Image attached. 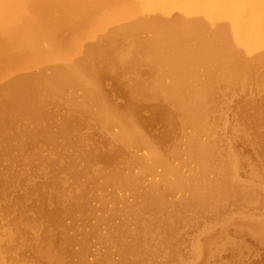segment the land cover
Listing matches in <instances>:
<instances>
[{"label": "rangeland", "instance_id": "rangeland-1", "mask_svg": "<svg viewBox=\"0 0 264 264\" xmlns=\"http://www.w3.org/2000/svg\"><path fill=\"white\" fill-rule=\"evenodd\" d=\"M115 1L96 14L103 22L60 32L72 48L34 64L0 62L5 264H264V47L249 53L234 44L248 63L240 76L229 66L209 79L196 66L191 86L204 87L203 101L188 118L150 93L172 79L156 78L137 41L178 20L206 31L229 21ZM135 23L147 26L132 33ZM57 69L83 71L98 101L59 80ZM16 93L20 107L9 102Z\"/></svg>", "mask_w": 264, "mask_h": 264}, {"label": "bare ground", "instance_id": "bare-ground-1", "mask_svg": "<svg viewBox=\"0 0 264 264\" xmlns=\"http://www.w3.org/2000/svg\"><path fill=\"white\" fill-rule=\"evenodd\" d=\"M135 5L131 0H124L125 7H140L152 10L166 11L171 5H176L187 13L211 12L212 17L226 18L229 28L221 26L218 31L204 30L202 22L187 23L178 20L174 25L163 26L156 32L153 40H138L140 47H146L143 60L155 68L156 78L170 75L169 85H159V80L149 86L150 93L168 97L174 101L178 109L186 117L196 115L200 111L204 87L192 89L191 82L196 76L195 67L203 68V73L215 76V70L222 74L229 66L234 75L240 76L244 71L242 64L247 66L234 49L241 45L246 52L264 47V0H141ZM115 0H0V62L6 66L34 64L42 58L51 57L57 49L72 48L73 41L60 39V32L68 30L76 32L81 23L84 26L101 23L96 14L103 6H113ZM129 10L115 13L112 19H121ZM145 24L138 23L129 27L132 33L143 29ZM123 31L122 33H124ZM203 32L205 34H203ZM232 34L233 39L229 38ZM189 35L196 44L192 50L186 49L189 42L184 35ZM46 45V46H45ZM68 47V48H67ZM219 57H231V63L217 60ZM264 62V55L259 57ZM215 62L216 65L212 63ZM168 67L165 72L162 67ZM214 68V69H213ZM154 72V73H155ZM56 76L66 79L70 84L83 87L89 99L98 101L95 86L83 79V71L79 69H57ZM32 79L14 83L19 89ZM190 81V82H189ZM210 80L205 83L208 86ZM55 81H49L46 86L51 88ZM211 89L212 86H209ZM153 91V92H152ZM181 92H187L184 96ZM11 106L25 104L20 94L11 96ZM206 96H204L205 100ZM96 117L103 121L107 118L105 111H98ZM129 137V135H128ZM127 137V138H128ZM129 138H132L130 136ZM159 161V160H158ZM1 235V234H0ZM7 239L0 236V264H5Z\"/></svg>", "mask_w": 264, "mask_h": 264}]
</instances>
